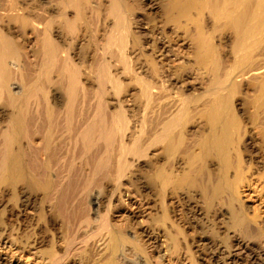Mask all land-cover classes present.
<instances>
[{
  "label": "rangeland",
  "instance_id": "obj_1",
  "mask_svg": "<svg viewBox=\"0 0 264 264\" xmlns=\"http://www.w3.org/2000/svg\"><path fill=\"white\" fill-rule=\"evenodd\" d=\"M125 1L128 8L126 25L129 27L126 26L127 52L132 64L127 71L116 59H108L113 68L112 76L123 82L120 83L123 86L118 87L121 91L117 94L118 88L115 91L112 85L110 88V84H107L103 99L111 113L120 110V107L125 110L129 121L125 135L127 144L130 145L135 137L141 138L145 132L141 138V148L147 145L143 148L145 152L142 149L147 155L142 154V158L128 156L129 166L123 180H119V189L113 181L107 182L106 187L101 186L103 190L99 191L100 187L93 189L88 198V211L109 214L112 230L85 246L80 252L82 258L78 256L80 253H72L65 256L66 262L60 264H112L114 261L117 264H264L263 27L260 34L247 26L253 23H249L252 19L249 8L245 5L246 9L244 7L243 10H247L248 14H242V6H238L237 0H172L173 3L171 0ZM176 1L184 4L178 6ZM240 14L246 19L238 16ZM247 18H250L249 22ZM240 19L247 21V25L242 21L247 27L242 23L239 26ZM238 27L242 32L248 28L247 32L256 31L260 35L254 34L250 38L252 34L248 33V36L244 32L248 37L243 33L241 38ZM100 34H97V40L102 45ZM70 37L67 36L64 43L72 47L74 40H69ZM90 39L83 38L75 44L83 42L81 44L86 45L93 42L94 39ZM239 41L246 42V45ZM25 42L23 44L27 46L28 42ZM88 55L82 61L79 57L76 63L81 66V80L85 88L95 93L98 91L97 82L91 76L96 68L91 70L88 67ZM98 55H101L100 52ZM142 83L145 86L151 83V95L143 96ZM55 94L64 96L63 92L52 88L49 96ZM221 100L228 103L225 110L229 112L223 113L226 114L223 123L227 122L228 135L230 133L229 137L233 138H229L225 150L221 146L211 145L212 150L209 148L210 151L202 158V144L212 135V123L217 118L212 110ZM178 113V118L183 117V121H179L180 128H176L177 131L174 129L173 133L177 134L173 137L174 147L177 148L169 150L168 141H161L162 144L160 141H156L158 144L149 142L162 130V122L168 121L172 115L177 117ZM194 159H197V165L201 163L200 166L206 167L203 168L204 182L195 187H184L186 184H178V181L184 179L190 170L189 161ZM163 167L171 182H164L161 189L162 182L159 184L157 174ZM218 177L225 178L234 186L227 187L229 190L225 188V191L217 190L213 185L219 180ZM205 191L216 194L211 203L208 200L210 195ZM3 195L0 199V232L7 234L5 239L0 237L2 264H52L55 254L61 257L67 254L64 244L70 232H75L72 227L76 226L74 223L65 225L63 214L54 208L52 202L37 196L30 199L29 207L22 209V204L16 205L9 192ZM72 198L68 197L65 201L72 203L68 204L71 206L69 210L80 211L76 210L80 208L79 202ZM69 210L67 212L72 213ZM7 213L13 217L5 223ZM113 229L115 232L122 230L126 237V248L118 253L112 252L110 246ZM172 238H176L175 244L170 240Z\"/></svg>",
  "mask_w": 264,
  "mask_h": 264
},
{
  "label": "bare ground",
  "instance_id": "obj_2",
  "mask_svg": "<svg viewBox=\"0 0 264 264\" xmlns=\"http://www.w3.org/2000/svg\"><path fill=\"white\" fill-rule=\"evenodd\" d=\"M126 3L125 0H0V199L2 200L3 196L6 195H3L4 193L9 192L16 205L22 204V207L19 206L22 209L23 207H29L30 199L33 197L37 198V196H41L44 201L52 202L54 208L63 214L65 225L68 226L74 223L76 226L72 227L75 232L72 233L74 231L72 230L70 235L68 234L69 236H67L66 244H64L66 245L65 252L67 254L63 255V257H68L72 253L78 255L90 242L100 238L104 233L111 232L109 214L90 213L91 211H88L90 206L88 198L95 187H100L99 191L100 189L103 190L107 182H116V187L119 185L121 187L119 180H123V176L126 175V169L129 166L128 156L137 158L143 157L144 155L142 154H146L144 153V147L147 145L143 143L144 149L141 148V143L143 142H141V138H143L145 132H143V135L140 132L141 138L135 137L130 145L127 144L125 135H127L129 121L125 110L120 107V110L118 109L115 113H113L114 111L111 113L108 111L109 105L103 99L107 84H110V88L112 85L116 91V88L120 87V83H123L117 77L112 76L111 71L113 68L108 59H116L125 70L129 69L130 64H132L129 63L130 58L127 52L129 42L126 35L128 31V25H126L128 21H126V9L128 10V8ZM236 3L238 6H242L240 7L242 10L248 6L249 15L253 21L250 20L249 22L250 18H247V21L254 24V26L252 24L247 25V21H243L246 18L244 19L242 14H248V11L244 9L247 12L243 10V13L238 15L243 16V20H238L239 26L240 23L243 26L246 24L252 30L260 32L261 28H264V0H237ZM178 4V6H181L184 3ZM185 5L187 4L185 3ZM249 15L245 17H249ZM251 28H249V31H252L250 30ZM263 28L262 30H264ZM240 30V33H242L241 38H243L244 32L247 35L251 33L252 35L249 34L250 38L254 37V34H259L256 31H254L255 33L247 32L248 28L245 31L243 30L244 32H242V29ZM99 33H101L102 45L97 40V34ZM67 36H71L69 40L72 38V41L74 40V43L71 42V44L73 43L72 47L64 43L68 39ZM83 38L85 40L90 38L94 40L93 42L87 41L88 43L86 45L83 44L84 46L81 44L83 42L75 44L77 40L81 41ZM25 41L29 45L24 46L23 43H26ZM242 41L244 42L245 39ZM242 41L239 42L243 43ZM67 42L68 44L70 43L69 41ZM134 42L132 43L135 44L136 42ZM245 43L243 45H246ZM243 45L242 48L244 47ZM99 52L100 56L98 55ZM86 55L90 58L89 60L87 59L88 67L91 70L93 67L94 69L96 68L95 74L91 76L97 82L98 91L94 90L95 93L85 88V83L81 80V66L76 63L79 57L81 58L79 60L82 61ZM84 62L82 63L84 64ZM124 69L123 72L125 71ZM92 72L90 71V73ZM126 73L125 71L124 74ZM136 78L138 79V77ZM93 79L91 81L94 82ZM150 84L147 85L146 83L147 86L143 84V89H141L143 91L142 94L144 93L143 96L150 94ZM52 88H55V91L63 92L64 96L57 94L53 97L49 96ZM119 90L118 88L117 94L121 91ZM227 105L228 103L221 100L215 109L212 110L216 112L217 118L215 116L216 120L213 123L211 122L213 119L210 121L213 124V132L210 137H206L207 139L202 144V151H199L202 158L210 151L211 145L221 146V149L225 150L229 144V138L232 137H229L230 133L228 135L229 125L226 124L227 122L223 123V117L226 115H223V113L229 112L225 110ZM229 105L231 108V104ZM210 109L209 107L208 110ZM179 115L180 113L175 118L174 116L176 115H172L173 117L171 116L172 118L170 117L168 121L165 120L167 121L166 123L165 121L162 122L163 124L165 123L161 125L163 127L161 128L162 130H159V133L153 136L155 137L154 141L152 137L149 142L158 144L156 141H160L159 143L162 144L161 141H168L169 150L176 149L173 137L177 134L173 135V133L174 129L180 128L179 123L181 120L183 121L182 115L180 119L178 118ZM3 121L5 122L4 124H2ZM147 148L150 147L148 146ZM195 161L197 159L189 161L190 170H188L189 172L184 179L182 178L183 180L178 181V184H186L184 187H195L204 182V180L202 181V176L205 166H200L201 163L197 165ZM164 168L159 169L158 174L156 172L159 177L157 178L160 180L159 184L162 182L160 184L161 189L162 184L164 182L166 184V181L169 180L166 171H163L165 170ZM226 173L228 172L226 171ZM216 181L215 184L213 183V187L219 191L234 186L222 177ZM206 182L208 185L207 180ZM122 183L124 182L122 181ZM103 185L104 187L102 188L101 186ZM175 187L177 188V186ZM114 189L117 188L114 187ZM207 193L210 195L208 200L211 203L216 194H211L210 191ZM68 197H73L72 200L75 199V201L79 202L80 208L77 207L76 210L79 209L80 211L69 210L71 207L69 205L72 203H68V205L65 202ZM65 204L69 206L67 210L72 213L67 212V205L65 207ZM9 212L11 211L9 210ZM7 214H5L6 218L4 217L6 219L5 223L11 221L13 217L11 213ZM237 223L239 224V222ZM69 229H71V226ZM113 232L114 234L110 239L111 250L112 252L122 251V249L126 248V237H124L122 230L115 232L113 229ZM6 234L1 233L0 237L5 239ZM175 239H170L173 244H175ZM80 255L81 253L78 256ZM63 257L55 254L51 261L52 264L66 262L67 257H65V261H63ZM1 262L0 264H2ZM112 264L117 263L114 261Z\"/></svg>",
  "mask_w": 264,
  "mask_h": 264
}]
</instances>
